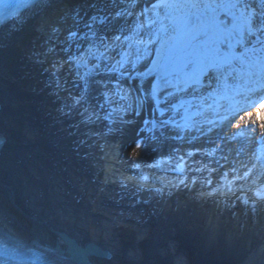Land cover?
I'll return each mask as SVG.
<instances>
[{
    "label": "bare ground",
    "instance_id": "1",
    "mask_svg": "<svg viewBox=\"0 0 264 264\" xmlns=\"http://www.w3.org/2000/svg\"><path fill=\"white\" fill-rule=\"evenodd\" d=\"M82 2L83 0H65L66 7L65 4H61L58 8L51 10L46 9L44 5L37 6V4H33L18 16L12 17L0 25V35L4 37L2 46H0V141L2 140L1 142L3 143L0 145V233L11 236L13 240L39 243L51 251L50 255L59 264H78L77 258L70 255L71 250L69 245L84 246L89 242L110 254L109 256L93 257L90 259L89 264H105L108 261H111L112 264H173L156 257L154 254L148 253L144 249V246L136 245L133 242V236L129 233L126 234L125 231L120 232V242L117 243L115 236L111 238L106 232L90 228L91 225L88 223L87 217H84V215H89L88 211L93 215V217L91 216L94 218L93 222L95 221L99 226H102L111 225L112 223L107 219L108 217L111 219L112 216H109L102 204H110V212L118 213L122 210L121 206L115 208L109 201H104L103 203L97 202L95 203L98 205L97 207L92 205L94 204L92 203L94 199L92 195L94 192L92 181L97 177V174H93V170L98 169L100 171L105 163L103 161V164H100L103 154L93 143V139L99 138L90 139L83 136L82 139L87 140V143L77 145L76 142L81 140L87 128L83 126L80 129L72 127V125L79 122V118L75 114L72 121L71 118L61 117L56 112V108L64 102L66 94L62 92L59 100L53 95H51V99H47L44 96V92L52 93L56 90L50 73L45 72L42 76V80L45 83L43 85L44 90L40 87L38 80L41 72V70L38 71L40 66H33L22 59V49L31 48L32 42L41 34L37 31V28L42 24V17L54 16L57 10L59 12L63 10V14L60 15H66L69 19H72L75 16L73 9H76V6ZM150 3L151 0L143 1V5L145 6H149ZM115 10H119L117 4L115 5ZM86 19L87 17L79 21L81 34L88 33L89 31L84 27ZM21 20L26 22L21 25ZM73 27L74 22L70 23L68 29ZM94 28L98 29L100 26L94 25ZM80 44L83 46V52H80L79 47L74 45L72 49L73 54L85 55L88 63L94 64L93 58L86 56L90 46L89 42L81 41ZM101 48L103 47L97 41L95 46L92 47V51L94 52ZM63 55L60 53V56ZM88 63L87 66H89ZM93 64L92 66H94ZM47 65L45 64L44 68ZM87 66H83L86 71L90 69ZM83 67L81 66L78 70L81 74L84 73ZM26 74L30 77L29 82L27 81ZM63 76L65 79H69L67 87H71V78L68 76L67 69L64 70ZM117 77H119L118 82H132L133 85L142 86L143 90L147 88L149 83V78L132 80L121 76ZM87 78L90 79L89 77ZM49 79L53 84L50 83ZM29 83H31L32 87H30ZM45 85L50 86L46 87ZM71 89H73L74 93L78 91V89ZM32 95H36L38 101L33 99ZM48 100H56L58 102L55 105L56 108L52 107L49 102H46ZM92 103L95 104L96 101L93 100ZM35 104H39L37 105V109L42 110L46 118H41L35 112ZM256 110L250 109L247 112L249 114L247 116L244 115L245 113L239 115L235 124L251 125L252 131L256 130L257 132V138L261 123H264V108L260 107ZM101 115H103V112ZM125 118L129 117L125 116ZM135 120L136 124L125 129L123 136L119 133L114 135L116 136V138H113L115 143L123 144L125 140L132 137V135L129 136L128 129L134 135L135 129L140 127L137 119ZM53 122H56V124H53ZM235 124L223 132L220 127L216 128L207 138H203L193 145L194 147L191 145L179 146L185 152L179 154L183 156L186 164L194 161V158L189 157L187 153L194 152L197 149H200L199 152H202V154L198 153L202 155L201 158H205L203 159V163H197L193 167V170L187 168V171H190V175L188 173L186 177H194V179L200 181L202 184L204 183V186H208V188L205 187L202 190L195 189L192 186L188 187L190 193L193 194L191 195L192 197L198 196V202H194V206L191 205V200L186 205H180V202H183V199H185L182 193L171 196L165 195L163 200L159 197L153 198V195L147 191L139 194L140 198L149 199L150 203L140 205L135 209L136 214L143 215L147 221H151V218L154 219V216L149 219V214L154 209L162 210L163 214L161 215L164 218L159 220L158 216L161 215H157L154 220L162 225L164 229L171 228L169 231L171 247L170 250L162 248L161 251L165 252L166 255L177 253L178 258L183 260L181 264H204L203 260L206 264H264V228H261L259 225L253 226L250 224L246 230L240 231L238 221H244L246 218L242 214L234 218L228 210L234 203L236 204L235 210L238 213L241 212L242 205L236 200V196H243V193L238 191V189L242 186L244 191L247 192L249 186L252 185L253 178H257L254 177V175L257 176V172L256 174L253 173L251 179L245 178L241 180L237 179V177L242 176L241 173L247 170L244 165L248 167L249 154L256 153L260 158L264 157V143H261V151H255L253 149L255 146L252 145L253 142L249 140H228L227 142L222 139L221 135L227 136L232 133V130L235 129ZM94 127L98 130L103 128L100 122ZM133 128L134 130H132ZM25 130H29L30 133L25 132ZM103 130L106 131V129ZM54 131L59 135L53 134L54 136H51V133ZM69 133H73V135H69ZM65 138H67V141ZM47 141H50V143ZM64 141H66V145H62L61 142ZM261 141L263 140L260 138L257 143L259 144ZM72 142L74 143L72 144ZM100 142L103 143V140L101 139ZM69 144L75 145V147L69 146ZM49 146L55 149L53 150ZM176 147V145L171 146L168 144L166 151H164L165 149H162L161 152L149 150L148 155L145 157V162L149 165L160 162V165H163L162 168H164L162 169L164 171L159 172L156 170L160 167L144 169L145 174L149 176L153 171L158 173L154 177L160 183L152 176L150 177V183L157 187L171 184V182L165 181L168 178V173L166 172H170L169 166H172V168L177 166L175 163L179 156L174 158L172 156L176 153L174 149ZM212 147L218 149L215 150L214 155L206 157L204 153ZM219 147H222V150ZM79 148L87 154L77 155L78 152L75 150H79ZM239 149H242V152H239ZM137 151L136 149H132L128 152V155L135 159ZM219 151L223 156L225 152L227 154V160L224 162H218L215 159L216 153ZM89 153L91 155H88ZM82 155L87 156V159H84L85 156L82 157ZM169 156H172L170 165L166 163ZM153 158L154 161L149 163ZM256 162L258 163L257 168L262 169L261 173H264V168L261 166L263 164L260 159ZM222 163L225 164L222 165ZM52 164H55L57 170L60 169L62 171L60 182L58 181L59 177L56 180L54 175L52 176V181H48L50 174L45 173L44 168L48 169ZM221 170H227L228 173L221 177ZM99 176L101 178L102 174ZM227 176L229 177L230 184L236 187L235 189L230 187L228 183L225 185L224 182H227ZM160 177L165 179L161 181ZM22 180H26L28 184H23ZM54 180L55 185H53ZM69 180L72 182V185H70L76 189L74 195L84 205L90 206L89 209L87 208L88 211L85 212V208L80 209L75 205H72V207L65 206L66 199L62 201L63 203L59 204L57 197L60 195L55 194L57 202L55 201L54 204L50 201L51 205L48 204L49 202L46 199L39 197L38 192H44L42 181L49 182L50 187L53 186L52 190L59 194L63 192V189L67 190L65 182ZM209 180H211L210 184L208 183ZM32 182L35 183V189L38 190V192H34L33 194L27 192L31 189L28 188V185L30 186ZM213 184L216 185L215 188H213ZM165 191H170V188L167 187ZM236 191L238 192L236 193ZM218 192H222L221 195H218ZM230 192H234L235 196L233 194L229 195L228 193ZM201 193L207 195H201ZM175 198L180 202L177 203ZM90 199L91 201H88ZM76 200L74 199L73 201L77 203L78 200ZM122 207L123 210L128 211L127 201H125ZM149 208L150 211L148 210ZM26 215H29V217ZM143 226V231L148 235L154 230L151 225L144 224ZM166 237L168 236L166 235ZM186 238H190L191 241ZM72 239L73 242L71 241ZM194 249L200 251L201 256H196ZM156 251L158 254V250ZM172 260H174V257H172Z\"/></svg>",
    "mask_w": 264,
    "mask_h": 264
},
{
    "label": "snow or ice",
    "instance_id": "2",
    "mask_svg": "<svg viewBox=\"0 0 264 264\" xmlns=\"http://www.w3.org/2000/svg\"><path fill=\"white\" fill-rule=\"evenodd\" d=\"M119 3L124 4L125 0H119ZM128 3L129 8H136L139 0H128ZM33 4L44 5L46 9L51 10L65 4V0H0V22L5 15L18 16L19 9L29 8ZM116 4L117 0H83L76 9H73L75 11V16L72 17L74 27L67 29L66 32L62 31L61 27V21L67 20L66 15L61 16L57 12L54 16L42 17V24L37 28L41 35L32 42L31 48L22 49V59L33 66L49 65L44 68V71L50 73L56 89L50 94L56 96L58 100L62 92L66 94L64 102L56 108V111L64 118H71L75 114L80 119L72 127L80 129L83 126L87 128L85 137L99 138L93 139V143L103 154L101 160L105 163L101 168L103 178L100 179L97 174L96 179L92 181L94 186L92 203L109 201L121 206L122 210L111 218L112 235L119 243L120 232L127 230L132 234L133 242L140 245L148 239V234L143 231V225L147 223V220L143 215H137L135 209L142 204H149L150 201L140 198L139 194L147 191L153 195V198L159 197L161 200L165 195H173L171 191H165L168 185L156 187L150 183V176L144 172L145 168L160 167V162L147 164L145 157L149 149L152 152L157 151V146L149 142L156 141L158 145L163 132L159 135L154 132L157 126L155 119H142L143 126L136 128L134 135L123 144L111 142V138H114L116 133L123 136L126 128L136 124L134 118L141 117L143 102L141 101V105L137 108H133L130 104L119 105V102L109 95L113 92L112 81H119V77L110 75L117 69L109 67L107 73L97 71L96 75L99 79H88L91 72L81 74L78 71L82 65L87 66L88 60L85 59V55L72 52L74 45L83 52L80 42H89L86 56L96 59V53L92 51V47L97 41L101 47L115 51L113 44L122 47V39L132 40L131 36L125 34L118 18L132 16L134 13L128 9L115 10ZM177 12L180 13L179 17L175 15ZM149 13H157L158 16L162 14L164 20H168L169 23L164 24L163 21L149 17L148 39L145 40V33L142 31L145 24L141 21L138 26L141 31L136 33L135 44L129 46L141 45L147 54L149 45L160 43L161 47L155 49L158 59L150 61L152 67L147 68V71L138 70L137 64L128 60L131 66L129 71L125 66L124 57L130 56V53H124L116 64L123 70L121 77L124 73H128L129 79L133 80L149 76L154 78V83L149 82L150 91L148 92L150 103L154 102L156 105L153 116L156 112H159L160 116L165 115V108L161 107L162 103L168 111L184 107L186 101L181 99L179 105L174 102L177 99V93L195 95L200 87H204L202 83L204 80L208 81L210 95L219 96L227 101V104L219 105L222 111H216L215 115L218 119L208 121L209 124L220 126L222 132L235 124L241 112L256 105L257 100L254 98H258L260 107L264 108V0H151L149 6L140 9L139 16L144 17ZM85 17L87 19L84 27L89 31L81 34L79 21L84 20ZM25 22L21 20V25ZM97 23L101 26L98 29L94 28ZM157 23L160 24L159 31L152 32V25ZM194 25L196 26L195 34L185 43L179 44L177 42L179 34L192 31ZM161 33L168 37L167 42L162 40ZM61 35L64 37L63 40L60 39ZM3 39L4 37L0 35V46ZM140 51L139 47H135L137 60L140 59ZM60 53L64 55L60 56ZM103 55L101 53V56ZM99 67L96 65L97 69ZM65 69L71 78V88L78 89L75 93L67 87L69 79L63 76ZM133 73H135L134 76ZM169 89L176 91H169ZM142 90L141 86L138 91ZM161 94H164L163 101L160 99ZM126 98L127 94L120 95V100ZM93 100L96 101L95 104L92 103ZM109 105L116 106L109 109ZM118 113L123 115L117 119L114 114ZM125 116L129 118L126 119ZM97 122L102 124V129L98 130L94 127ZM170 123L174 124L175 121L171 118L159 121L160 127H167ZM148 125L151 127H147ZM176 127L179 128L180 125L177 124ZM146 132H153V135L148 137L145 135ZM259 136L261 140H264V123H261ZM179 138L181 137L178 133L177 136L172 137V139ZM221 138L226 141L245 139L254 142L256 133L252 131L251 125L235 124V131L230 136L221 135ZM101 139L103 143L100 142ZM79 143L85 144L87 140L81 139ZM132 149L138 150L135 159L128 155ZM175 151L178 152L179 149ZM199 151L200 149L196 150V152ZM195 154L187 153L190 157ZM204 155L211 156L214 152H205ZM84 159H87V156ZM180 161L176 170H182L183 157ZM244 167L247 170L237 179L252 178L256 165L253 164L252 168H247L246 165ZM260 176H264V173H260L256 179L252 180V186H249L247 192L242 186L238 189L243 193V196H236V200L242 205L241 212L238 213L235 210L234 203L228 208L234 218L240 214L246 218L244 221H238L240 231L246 230L250 224L264 228V181L260 180ZM208 183L210 184L211 181ZM180 185L187 187L184 180H181L179 184H171L170 187L180 190ZM201 195L207 194L201 193ZM233 195L235 196V193ZM125 201H127L128 211L123 210L122 207ZM161 214H163L161 209H154L149 214V219ZM69 248L72 255L77 258L78 264H89L91 258L104 255L103 250L98 247L81 249L76 245H69ZM6 253L7 249H4V254ZM33 255L35 259L31 261V264H48L42 259L43 253ZM105 264H112V262L108 261Z\"/></svg>",
    "mask_w": 264,
    "mask_h": 264
},
{
    "label": "rangeland",
    "instance_id": "3",
    "mask_svg": "<svg viewBox=\"0 0 264 264\" xmlns=\"http://www.w3.org/2000/svg\"><path fill=\"white\" fill-rule=\"evenodd\" d=\"M143 1L144 0H139V4H138V6L136 8H129L128 0H125L124 4H120L119 1L117 2L119 10L128 9L129 11H132L134 13V15H132V16H127L126 15L123 18H118L120 26H122L124 28L125 34L131 36L132 40L131 41H124L122 39V41H121L122 47H119V46L113 44V48L115 49V51H113L111 49H105V48H101V49H99L97 51H94V53H96V59H93L94 64L93 63H88L89 66H87V67H90V69H87V71H86L84 69L83 65H82L84 73L85 72H91V76H89L90 79H92V78L99 79V76L96 75V72L99 71L101 73H107V69L109 67H114V68L117 69L115 73H112L110 75L121 76V72L123 70L119 68V65L116 64V61L120 60L121 56H123L124 53H130L131 54L130 56H125L124 57L125 66L129 69V71H131V66L128 64V60H132L133 62H135L137 64V69L138 70L142 69L143 71H147V68H151L152 67V64L150 63V61L158 59V57L156 56L155 49L161 47L160 43H157L155 45H149L147 54L145 53L143 46L135 45V47H139L141 49V51L139 53V56H140L139 60H137L135 47H130L129 46L130 44H135V41H136V38H137L136 37V33L138 31H141L138 28V26L141 23V21H143V23L145 24V27L142 30L145 33V35H144V39L145 40L148 39L147 33L149 32V28L147 27V25L150 23L149 17H151V19H156V20L163 21L164 24H168L169 23L168 20H164V16L162 14L158 16L157 13H149V14L145 15L144 17H140L139 16L140 9H142L143 6L146 7L145 5H143ZM193 11H195V10H193ZM57 12H59V10H57ZM59 13L61 15L63 14L62 11L59 12ZM175 15L177 17H179L180 13L177 12ZM70 23H73V20L69 19V17H67L66 21H61L62 31L66 32V30L68 29ZM96 25L98 26L99 24L97 23ZM129 29H132V31H129ZM159 29H160V24L159 23L154 24L151 27V31L152 32L159 31ZM195 32H196V26L194 25L192 31H190L188 33L179 34L177 42L179 44L185 43L187 40H189L191 38V36L193 34H195ZM161 37H162L163 41H165V42L168 41V37L165 36L164 33H161ZM63 38H64L63 35H61L60 39L63 40ZM101 53H103L104 55L101 56ZM92 64L94 66H92ZM96 65H99V66L101 65V66L99 67V69H97ZM144 65H147V67H144ZM43 74H44V72L43 73L40 72V74L38 76L39 77L38 80H39L40 87H42L45 90V88L43 86L45 83L42 80ZM132 75L134 76L135 73H133ZM122 77H124L126 79H129L128 73H124V75ZM26 78H27V81L29 82L30 81L29 80L30 77H28V74H26ZM144 78H149V82L150 81L153 82V83L155 82V80H154V78L152 76L144 77ZM140 79L141 78H136L134 80H140ZM49 81H50L51 84H53L50 79H49ZM202 83L204 84V87H200L199 91L195 95H192V94H187L186 95L183 92L177 93V99L174 102L177 105H179L180 102H181V99H182L183 101H186V103L184 104V107L178 108V110L168 111L166 109V106L164 105V103H162L161 107L165 108V115L164 116H160L159 112H156L155 116H153V109H155L156 105H155L154 102L150 103V97L148 96V92L150 91V83H148V86H147V88L145 90L138 91V89L140 87L137 86V85H133L132 82H128L127 83V82L124 81V83H123V82H118V81L114 80V81H112L113 92L109 93V95L112 96L113 100L118 101L119 105H121V106H127V105L130 104V105H132L133 108H137L138 106L141 105V101H142L143 102L142 103V106H143L142 115H141V117H135L134 119H137L140 127L143 126L142 123H141L142 119H150V120L151 119H155L157 121V126L154 129V132L157 135H159V133L163 132V136L160 138V143L158 145H157L156 141H150L149 143L151 145H156L158 152H161L162 149H165L164 151H166V147L168 146V144H170L171 146H175L176 145L177 147L174 148V149H179V151L178 152L176 151V153H174L172 155L173 158H174L176 156H181L179 154L181 152L185 153L183 151V148H181V147H183V145H191L192 147H194L193 145L198 143L203 138H207L212 133V131H214L216 128L220 127L218 125L209 124L208 121L209 120H217L218 119L217 116L215 115V113H216V111H222V109H220L219 105L227 104V101L224 100V99H221L219 96L210 95L211 89H209L207 87V84H208L207 80L202 81ZM29 85H30V87H32L31 83H29ZM69 88H71V87H69ZM74 89H76V88H74ZM118 89H120V90H118ZM52 90H54V89H52ZM71 90H73V89H71ZM169 91H176V90L175 89H169ZM44 93H45L44 96L47 97V99H49L51 97L50 93H47V92H44ZM122 94H127V98L125 100H120V95H122ZM32 98L36 99V95L35 96L32 95ZM160 99H161V101L164 100V94L160 95ZM254 99L257 100L256 105H254L251 108H248L246 111L241 112L240 115H243V113H245L244 115L247 116V115H249L247 112L250 109L251 110L253 109L255 111L256 109L260 108L259 99L258 98H254ZM46 102H49V104L52 107H54V108H56L55 105H56V103H58L56 100L55 101L48 100ZM37 105H39V104H37ZM37 105L35 104V112L41 118H46V115L44 114V112L42 110L40 111V109L39 110L37 109ZM115 106L116 105H109L108 107H109V109H111V107H115ZM120 115H123V113L114 114V116L117 119L119 118ZM49 116H51V115H49ZM169 118L174 120L175 123L174 124L170 123L167 127H160L159 121L160 120L169 119ZM53 124H56V122H53ZM97 124H98V122H97ZM177 124L180 125L179 128L176 127ZM147 127H151V125H148ZM209 129H211V130H209ZM132 130H134V128ZM26 131L28 133H30L29 130H25V132ZM73 131H74V129H73ZM54 132L51 133V136H54V135L58 134V133H56V132L54 133ZM127 132H129V136L130 135L133 136V133L129 129H128ZM177 133L179 134V136L181 138L172 139V137L177 136ZM145 135L150 137V136L153 135V132H146ZM83 136H84V134L82 135L81 139L83 138ZM65 139L67 141V138H65ZM66 141L61 142L62 145H66ZM47 142L50 143V141H47ZM73 143L74 142H72V144ZM76 143H77V145L80 144L79 141L76 142ZM72 144H69V146H74L75 147V145H72ZM179 146H181V147H179ZM49 147H51L53 150L55 149L52 146H49ZM216 149H218V148L212 147V152H215ZM79 150H75V151H77L79 153V155H81V154H85L86 155L87 154V153H84V151L81 150L80 148H79ZM149 150H151V149H149ZM194 153H196V154L191 156V157L194 158L193 160H196L199 164L203 163V159L204 158L203 157L201 158L202 155H200V154H202V152H196V150H194ZM198 153H200V154H198ZM85 155H82V157L85 156ZM172 156H169L167 158L166 162H167V164L169 163V165L171 163L170 161H172L171 160ZM220 158H223V157H220ZM153 161H154V158L152 160H150L149 163H151ZM209 163H211V162L209 161ZM86 165H87V163H86ZM169 165H167V166H169ZM189 165H193V163L189 162ZM87 167H88V165H87ZM168 168L172 169V166H169ZM44 169H45L44 170L45 173L50 174L48 181H50V180L52 181V179H53L52 176L53 175H54V178L56 180L58 179V177H59L58 181L61 179L62 171L60 169L57 170L55 164L50 165L48 169H46V167ZM188 173H190V172H188ZM34 178H36V177H34ZM21 182L23 184H25V185L28 184L26 180H22ZM63 182H65V181H63ZM65 183L67 184V190L63 189V192L59 193V194L55 193L52 190L53 186L50 187L49 182H46V181H42V184H43V187H44V192H40V191L38 192V190L35 189V183L34 182H32V184L30 186L28 185V188H31V189L28 190V191L26 190V191L29 192V193H32V194L34 192H38L39 197H42V199H46L49 202L48 203L49 205H51L50 201H52V203L55 204V201H56L55 200L56 199L55 194L56 195H60L59 197H57L58 198L57 200L59 201V204L63 203L62 201H64V199H66V204L64 203L65 206L72 207V205H75V206L79 207L80 209L85 208V210H84L85 212L88 211L87 208H86V205H84L82 203V201H80L74 195L76 189H74L71 186L72 185L71 180H69V181H67ZM53 185H55V180L53 181ZM76 198L80 202L79 204L73 201L74 199L76 200ZM84 203H85V201H84ZM92 205H94L96 207L98 206L97 204H92ZM102 205L104 207V210L106 212H108L109 216H113V215L117 214V212H110V209H109L110 206H111L110 204L105 203V204H102ZM112 206L113 207L115 206V208L120 207V206H117L115 204H113ZM49 207H51V206H49ZM148 210L150 211V208ZM88 212H89V215L88 214L86 216L84 215V217L85 218L87 217L88 223L91 225L90 226L91 229L98 230V231L104 232V233L106 232V234L108 236H110L111 238L114 237L112 235L111 225L99 226L95 221H94L95 223L93 222V220H94V218H92L93 215L90 214V211H88ZM64 214L68 215L67 213H64ZM26 216L29 217V215H26ZM156 217H157V215L154 216V219H156ZM163 218L164 217L162 215L158 216L159 220H161ZM74 219H76V218H74ZM107 219H109V221L112 222L109 217ZM154 219L151 218V221H147L146 224L147 225H151L152 228H154V230H152V232L148 235V239H146L140 245L144 246V249L147 250L148 253L154 254L156 257L164 259L165 261L171 262L173 264H181V261H183V260H180L178 258L177 253H173L171 255H166L165 252L161 251L162 248L170 250L171 244H170V240H169V236H170L169 235L170 234L169 231L171 230V228L170 229L162 228V225H160L157 222H155ZM156 223L158 224V227H157ZM143 229H144V226H143ZM125 232H126V234H128V233L131 234L127 230H125ZM166 235L168 237H166ZM186 239L190 240V238H186ZM153 250H154V252H153ZM156 250H158V254H157ZM194 250H195L194 252H195L196 256H201V252L200 251H197V249H194ZM172 257H174V260H172ZM203 263L206 264L204 260H203Z\"/></svg>",
    "mask_w": 264,
    "mask_h": 264
},
{
    "label": "water",
    "instance_id": "4",
    "mask_svg": "<svg viewBox=\"0 0 264 264\" xmlns=\"http://www.w3.org/2000/svg\"><path fill=\"white\" fill-rule=\"evenodd\" d=\"M1 141H2V140H1ZM1 141H0V145L3 144ZM87 228H88V227H87ZM71 241L73 242V239H72ZM70 245H71V244H70ZM72 245H74V244H72ZM76 246H77V245H76ZM78 247L81 248V249H86V248H88V247H95V246L92 245V243L89 242V243L85 244L84 246H80V245H79ZM234 251L237 252L235 249H234ZM70 252H71V251H70ZM103 253H104V256H109V255H110V254H109L108 252H106V251H105V252L103 251ZM70 255H72V252L70 253ZM70 255H69V256H70ZM72 256H73V255H72Z\"/></svg>",
    "mask_w": 264,
    "mask_h": 264
}]
</instances>
